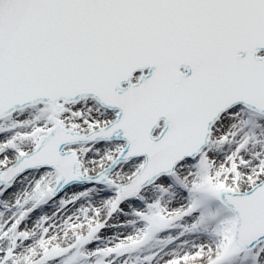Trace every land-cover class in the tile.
Returning a JSON list of instances; mask_svg holds the SVG:
<instances>
[{
  "label": "snow or ice",
  "instance_id": "1",
  "mask_svg": "<svg viewBox=\"0 0 264 264\" xmlns=\"http://www.w3.org/2000/svg\"><path fill=\"white\" fill-rule=\"evenodd\" d=\"M0 264H264V0H0Z\"/></svg>",
  "mask_w": 264,
  "mask_h": 264
}]
</instances>
